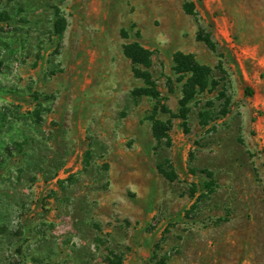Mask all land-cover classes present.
Instances as JSON below:
<instances>
[{
	"label": "rangeland",
	"instance_id": "obj_1",
	"mask_svg": "<svg viewBox=\"0 0 264 264\" xmlns=\"http://www.w3.org/2000/svg\"><path fill=\"white\" fill-rule=\"evenodd\" d=\"M138 1L0 0V264H264V0H175L215 43L185 121ZM139 39L158 101L119 56Z\"/></svg>",
	"mask_w": 264,
	"mask_h": 264
},
{
	"label": "trees",
	"instance_id": "obj_2",
	"mask_svg": "<svg viewBox=\"0 0 264 264\" xmlns=\"http://www.w3.org/2000/svg\"><path fill=\"white\" fill-rule=\"evenodd\" d=\"M192 7V3H185L183 5V10L187 14H192ZM63 25L64 24L61 22L57 23L55 26L56 33L60 34L63 31ZM121 36L126 38V34L123 32H121ZM196 39L203 42L211 51L215 50V43L212 41L210 35L204 34L201 28H199L196 33ZM122 53L131 61L133 76L137 79H141L144 83L143 87L134 88L131 91V95L133 97L149 96L158 101L160 93L156 88V84L149 70L152 63V51L143 47L137 41H132L122 44ZM172 61V70L177 75L178 81H182V96L179 99L180 108L178 113H171L165 107H161L160 110L169 113L172 118H181L185 121L187 105L190 101L196 94L213 89L216 83L212 78V68L205 64L198 63L193 54L177 51L174 52ZM157 110L158 109L154 107L153 113ZM149 119L151 120V130L154 138L156 140L164 139L166 145L169 146L168 130L170 129V120L161 121L156 119L154 114H151ZM157 169L159 173L168 180L172 181L176 177L174 173L163 172L159 167Z\"/></svg>",
	"mask_w": 264,
	"mask_h": 264
},
{
	"label": "crops",
	"instance_id": "obj_3",
	"mask_svg": "<svg viewBox=\"0 0 264 264\" xmlns=\"http://www.w3.org/2000/svg\"><path fill=\"white\" fill-rule=\"evenodd\" d=\"M133 1L134 0H131V3L134 4ZM190 3L194 5L195 0H191ZM137 8L138 10H136L135 13L143 14V16H147L149 18L153 17L163 19L166 24H168L167 21L169 20V28L171 29V33L169 35L177 40V47L175 48L174 52L180 51L183 53H191L194 55L198 63L209 66L206 59H204L201 55L202 51L204 55L207 56V50H205L206 45L196 39V33L199 29L197 24L193 23L191 26H183L177 20L172 22L174 18L181 16V11L178 10V2L175 0H141L138 1ZM161 33V31L154 30V42L160 41L162 39ZM137 42L147 49L150 48L149 46L147 47L145 43L140 42V39L137 40ZM202 43L205 46H203ZM102 46L104 48L107 47L106 44H103ZM209 51L211 50L209 49ZM121 55H123L122 47L119 52L120 57Z\"/></svg>",
	"mask_w": 264,
	"mask_h": 264
}]
</instances>
